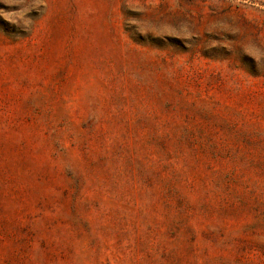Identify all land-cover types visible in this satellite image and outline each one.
I'll list each match as a JSON object with an SVG mask.
<instances>
[{"label": "rangeland", "instance_id": "1", "mask_svg": "<svg viewBox=\"0 0 264 264\" xmlns=\"http://www.w3.org/2000/svg\"><path fill=\"white\" fill-rule=\"evenodd\" d=\"M0 264H264V0H0Z\"/></svg>", "mask_w": 264, "mask_h": 264}]
</instances>
